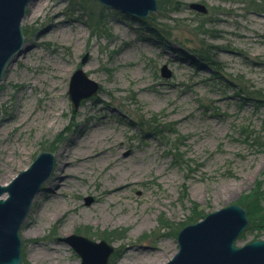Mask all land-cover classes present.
I'll list each match as a JSON object with an SVG mask.
<instances>
[{"label": "rangeland", "instance_id": "1", "mask_svg": "<svg viewBox=\"0 0 264 264\" xmlns=\"http://www.w3.org/2000/svg\"><path fill=\"white\" fill-rule=\"evenodd\" d=\"M156 1L150 25L97 0H34L31 18L27 8L23 50L0 82V184L42 151L54 167L20 227L21 264H80L62 240L72 233L113 245L108 264H164L191 201L205 216L256 192L264 213V0ZM77 68L99 87L74 109ZM56 105V127L28 124ZM95 153L103 160L86 158ZM109 168L129 184L101 196ZM255 239L264 228L248 220L235 245Z\"/></svg>", "mask_w": 264, "mask_h": 264}, {"label": "water", "instance_id": "2", "mask_svg": "<svg viewBox=\"0 0 264 264\" xmlns=\"http://www.w3.org/2000/svg\"><path fill=\"white\" fill-rule=\"evenodd\" d=\"M34 0H0V82L12 57L23 50L21 27L28 5ZM102 5L146 18L157 10L156 0H97ZM190 9L206 13L203 3L190 2ZM87 59L84 55L82 62ZM161 75L170 76L166 65ZM98 83L77 68L71 75L68 94L77 109L81 99L98 90ZM54 167V156L42 151L8 184H0V264H21L20 227L34 197L49 178ZM4 195V196H3ZM91 197L88 198V201ZM248 224L246 209L229 204L207 213L200 220L181 227L177 233V251L164 264H264V240L255 239L235 246V240ZM79 255L80 264H108L113 245L105 240H91L79 234L62 238Z\"/></svg>", "mask_w": 264, "mask_h": 264}, {"label": "bare ground", "instance_id": "3", "mask_svg": "<svg viewBox=\"0 0 264 264\" xmlns=\"http://www.w3.org/2000/svg\"><path fill=\"white\" fill-rule=\"evenodd\" d=\"M28 7H29V9H31V11H30V13L28 15L31 18L35 14L34 13L35 8L32 9V3H30L28 5ZM18 56L19 55H15L16 58ZM11 62H12V60L9 62L8 67H11ZM56 68L58 70H60L61 72H64V70H65L61 66H57ZM42 80H45V77H43ZM48 90L49 91H52V90L53 91L54 90H57L58 91V86L55 85V84H52V86L49 87ZM52 93L53 92H51L50 96H52ZM58 93H60V90H59ZM58 105L60 106L61 103H59ZM58 105L54 106V108H55L54 111H52L51 109H49L48 112H45L44 111L42 113V116L41 117L34 116L28 124L29 125H34L35 127H37V132H41L43 130L44 131H49V130L53 129L54 127H56V125L58 123V118L56 116V112H59V110H58V107L59 106ZM61 113H63V112H61ZM89 114L90 113L87 111V113L85 114V117L86 116L88 117ZM11 119L12 120H15L14 117H11ZM99 131H100V128L95 129V132L94 133H97L96 134V137H95L96 138L95 141L96 142L102 141V139H103V141H105L106 140L105 138H106L107 134L104 133V134L98 135ZM79 145L83 147V145H86V143H79ZM63 151H64L63 149H60V151L57 152V154H56L57 157H55V160H57V161L59 160V156L63 153ZM90 157H91L92 160H98V161L103 160V155H99L97 153L86 156V158H90ZM74 161L78 162V165H81L83 163V158L76 156L75 160L74 159H67L64 162V165H71V163L74 162ZM60 167H62V166H59L58 169ZM137 169L139 170L140 168L137 167ZM62 171H64V170H62ZM108 171H109V173L107 174V176L109 178H111V181L110 182H105V186L106 187L102 190V195L101 196H104V195L113 196L117 192H120L121 190L125 189L128 186V184H129V182H127V181L125 182L124 181L125 180V174H121L119 171H113L112 168H109ZM128 173L129 172H127V174ZM71 174H74V171H69V172L64 173L63 179L66 178V177H68V176H70ZM57 185L58 186H61L60 184H57ZM37 197H38V195H36L34 197V199L37 198ZM62 207H63L62 205H56L54 207V209L50 213H66V211L63 210ZM121 208L122 209H125V206H122ZM41 213H45V212L42 211V212H40L39 215H41ZM128 213H144V212H143V210L130 209V211ZM52 216H54V215H52ZM23 233H24V235L31 234L28 231H25ZM33 256H34V259H35V257L36 258H43V253H40L39 251H36L33 254Z\"/></svg>", "mask_w": 264, "mask_h": 264}, {"label": "trees", "instance_id": "4", "mask_svg": "<svg viewBox=\"0 0 264 264\" xmlns=\"http://www.w3.org/2000/svg\"><path fill=\"white\" fill-rule=\"evenodd\" d=\"M161 1H163V0H161ZM164 1H166V0H164ZM172 2L174 3L173 8L174 9L177 8L178 1L172 0ZM159 8H161V6H159ZM133 17H136V16H133ZM136 18H138V20L140 22H142L143 24H148V25L151 24L148 22L151 19L146 20L147 18H142V17H136ZM259 194L260 193L257 194L256 192H253V194H251L249 196V200H243V201L239 202V204L242 205L244 208H246L247 217L249 220L250 227H252V226L256 227L257 226V227L264 228V213L260 209L261 205H260V195ZM196 208H198L197 204L195 202L191 201V215L188 217V220L186 222L187 224L195 222V221L201 219L202 217H204V215L201 214L200 211L198 212L196 210ZM259 230L260 229H258V231ZM256 238H258V236H256Z\"/></svg>", "mask_w": 264, "mask_h": 264}]
</instances>
